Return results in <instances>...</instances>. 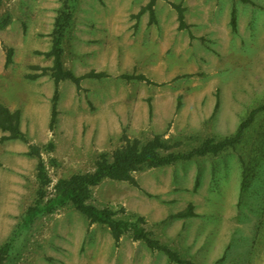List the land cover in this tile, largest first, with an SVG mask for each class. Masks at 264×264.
I'll list each match as a JSON object with an SVG mask.
<instances>
[{
	"label": "rangeland",
	"instance_id": "374dc122",
	"mask_svg": "<svg viewBox=\"0 0 264 264\" xmlns=\"http://www.w3.org/2000/svg\"><path fill=\"white\" fill-rule=\"evenodd\" d=\"M171 1L185 7L189 28H178ZM147 2L0 0V21L8 18L0 28V102L20 111L27 138H3L7 132L0 129V246L11 243L2 264H181L129 232L115 243L106 225L89 224L70 203L23 226L38 187L37 159L27 153L28 145L41 147L52 185L92 171L101 152L110 154L121 144L123 132L144 141L174 124L169 140L179 143L170 150L185 152L204 137L234 133L253 109L252 122L233 148L180 163H195L211 187H155L140 199V211L141 187L104 179L93 187L91 202L111 208L118 218L143 216L154 238L194 264H264V0H157L154 20L147 11L136 16ZM65 4L70 20L62 38L64 66L76 75H106L84 78L80 88L63 80L50 128L51 98H36L47 85L33 88L28 75L50 77L42 68L52 65V56L44 52ZM132 72L156 84L120 77ZM182 167L158 171L159 185ZM144 174L148 179L151 170ZM186 193L200 204L193 203L194 214L181 224L175 195Z\"/></svg>",
	"mask_w": 264,
	"mask_h": 264
},
{
	"label": "trees",
	"instance_id": "16d2710c",
	"mask_svg": "<svg viewBox=\"0 0 264 264\" xmlns=\"http://www.w3.org/2000/svg\"><path fill=\"white\" fill-rule=\"evenodd\" d=\"M157 0H148L143 5L136 16L144 12H149L151 20L155 18L154 5ZM174 8L178 20L179 29L189 28L185 20V7L181 3L169 2ZM70 6L65 4L54 19L52 31V44L50 50L44 52L52 56V65L43 67L42 71H49L54 83V92L51 97V110L49 126L52 128L57 113L58 84L63 80L72 81L77 88H80L82 79L100 78L106 75L103 71L90 70L84 74L76 75L71 69L66 68L62 61V38L70 20ZM8 18L0 21V28L7 23ZM231 29L235 28V15L232 11L229 21ZM192 36V34L190 33ZM12 49H7L6 64L11 61ZM37 74H29L28 77L34 78ZM121 78L126 80H141L147 83L156 84L143 73H122ZM178 108V107H177ZM261 108V107H260ZM151 110V105L149 107ZM257 109L251 110L247 117L241 121L235 132L222 139L213 137L204 138L197 146L185 152H175L170 149L179 142H166L161 134H154L151 138L143 141L139 138L130 137L125 132L121 135V144L109 153L101 152L94 163V169L86 172H75L67 177L57 179L51 185V178L47 172L45 162L41 156V147L35 144L28 145V154L36 157V178L38 187L36 197L32 205L28 206L23 217V226H28L39 214H48L58 207L65 204H72L87 219L89 224L99 223L106 225L114 239L118 243L123 234L129 232L133 240L143 241L150 249H158L165 252L172 262L181 264H194L183 259L177 252L169 246L162 244L154 238L150 231L143 226L145 218L139 216L134 220H126L116 217L114 211L109 207H98L91 202L93 187L101 183L104 179L127 181L138 186L133 175L135 171L146 167H158L172 164L179 160H189L193 157L204 156L207 154L217 155L228 148H233L242 137L246 127L252 122ZM20 111L10 110L0 102V129L6 131L7 135L3 138H20L27 142L26 135L19 126ZM49 148H52L51 143ZM244 173L241 181L244 186ZM52 187L48 195L49 187ZM192 204L190 203L184 210L179 211L176 216L193 215ZM10 241L0 246V264H2L7 251L10 248Z\"/></svg>",
	"mask_w": 264,
	"mask_h": 264
},
{
	"label": "crops",
	"instance_id": "0c3cea01",
	"mask_svg": "<svg viewBox=\"0 0 264 264\" xmlns=\"http://www.w3.org/2000/svg\"><path fill=\"white\" fill-rule=\"evenodd\" d=\"M31 80H32L33 88H37V86H41L42 83H45L47 85L46 89H40L38 91V93H36V98L38 97L41 100V97L43 98V94H45V97L47 99L51 98V96L53 95V92H54V83H53L51 76L47 77V75L46 76L38 75V76L32 78ZM61 82H59V84H58V96H59V88H60ZM151 109H152V107H151ZM49 110H51V103H50V109ZM176 110L179 111V106ZM212 111H213V109H212ZM32 112H34V109H32ZM150 112H151V110H150ZM177 114L178 113H174V115H177ZM171 115H173V114L171 113ZM163 116L168 117L169 115H163ZM48 118L50 119V113H48ZM164 127H166V124L164 125ZM173 127H174V124H172L170 126V128L168 129V132H165L162 129H155L156 133H154V134H161L163 139L166 142H169L170 141L169 137L171 135L170 132H172ZM151 137L144 139V141L151 138ZM204 138H206V137H204ZM139 139L141 140V138H139ZM207 155H213V154H207ZM218 155H220V154L213 155V156H218ZM204 156H206V155H204ZM204 156H197V157H204ZM193 158H195V157H193ZM193 158H191L189 160H179V161H176V162L169 164V165L158 166V167H146L144 169L138 170L139 173H138V177H137V184H138V187L142 188L141 193H143V195H140V197H139V205H140V199H143V201H145V196H146L145 192L153 194L156 192L155 187H159V186L160 187H211L208 185L209 183L207 182V176H205V180L202 181L201 171L198 170L197 165L195 163L191 164V166L189 168H187V164H180V163L185 162V161H190ZM36 163H37V161H36ZM179 166H183L182 170L179 172H176L174 174L173 180L167 181V183L165 185H162V184L159 185L158 178H157V172L158 171H160L161 169H164L166 167L177 169V167H179ZM147 170H151V174H150V177L148 179H146V174H144ZM175 196H176V198H178V199L180 198V200H181V202H179L177 204V206H174L179 211H182V209L185 208V204L188 203V205H189L190 204L189 201L190 202L192 201V203H191L192 207H193V203H195V200H193V197H190V195H188L187 193L185 196L184 195L179 196L177 194ZM162 198H164V197H162ZM171 198H173V197H171ZM199 204L200 203H195L194 205L196 206ZM188 205H186V206H188ZM139 210L142 211V205H140ZM187 217H189V216H187ZM179 218L182 219V220H180L181 224L186 223V219H185L186 217L182 216ZM190 222L191 221H187V223H190ZM137 241H140V240H137Z\"/></svg>",
	"mask_w": 264,
	"mask_h": 264
}]
</instances>
